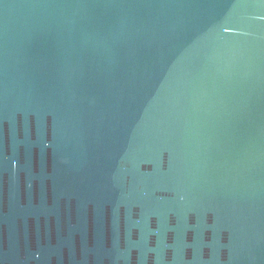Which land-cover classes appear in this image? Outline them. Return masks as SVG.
I'll return each mask as SVG.
<instances>
[{
	"label": "water",
	"instance_id": "water-1",
	"mask_svg": "<svg viewBox=\"0 0 264 264\" xmlns=\"http://www.w3.org/2000/svg\"><path fill=\"white\" fill-rule=\"evenodd\" d=\"M0 264H264V0H0Z\"/></svg>",
	"mask_w": 264,
	"mask_h": 264
}]
</instances>
